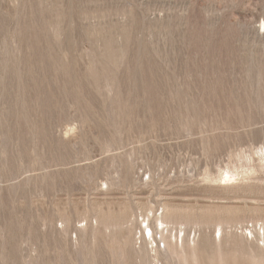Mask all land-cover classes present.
I'll use <instances>...</instances> for the list:
<instances>
[{"label":"rangeland","instance_id":"1","mask_svg":"<svg viewBox=\"0 0 264 264\" xmlns=\"http://www.w3.org/2000/svg\"><path fill=\"white\" fill-rule=\"evenodd\" d=\"M0 264H264V0H0Z\"/></svg>","mask_w":264,"mask_h":264},{"label":"bare ground","instance_id":"2","mask_svg":"<svg viewBox=\"0 0 264 264\" xmlns=\"http://www.w3.org/2000/svg\"><path fill=\"white\" fill-rule=\"evenodd\" d=\"M221 179H222L221 181H222L223 184H232V183H234L236 181L235 176L233 174H230L229 171H225L224 176ZM159 224L163 225L164 221L162 219H159L157 221V227H158ZM143 234H144L145 237H146V234H149V237L152 238V230H151V228L149 227L148 224H146V226L144 227Z\"/></svg>","mask_w":264,"mask_h":264}]
</instances>
